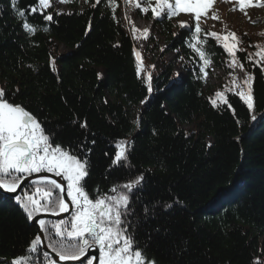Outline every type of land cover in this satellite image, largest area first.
Segmentation results:
<instances>
[{
    "label": "trees",
    "instance_id": "1",
    "mask_svg": "<svg viewBox=\"0 0 264 264\" xmlns=\"http://www.w3.org/2000/svg\"><path fill=\"white\" fill-rule=\"evenodd\" d=\"M64 2L66 11L47 9L41 14L37 0H18L25 16L17 18L10 0H0V89L6 98L55 132L56 142L92 148L89 192L95 194L97 186L107 192L114 183L144 175L132 207L143 216L145 205H157L138 239L148 243V254L158 264H264V73L246 59L256 45H264V28L259 40L243 32L238 35L243 51L236 56L255 76L257 120L252 121L253 113L239 96L225 91L236 78L234 67H229L231 58L221 42L204 35L211 33L210 27L199 23L200 38L207 40L204 47L212 59L205 71L222 72L213 92L201 78L200 57L186 43L198 22L190 24V33L187 26L180 27L178 15L154 19L150 10L135 8L136 17L150 22L155 32L148 34L140 53L138 76L133 47L141 34L129 35L123 29L124 0H116L114 14L105 2ZM31 6L38 11L32 13ZM45 15H52V21ZM23 22L37 30L26 32ZM161 42L173 59L148 76L147 57L165 56ZM217 91L228 103H220ZM135 109L139 112L133 117ZM83 122L86 129L80 127ZM121 141L131 167H114L109 173ZM26 190L28 186L19 194ZM168 203L173 207L165 210ZM68 219L70 215L64 220ZM36 235L14 199L0 194V264L33 255L26 249Z\"/></svg>",
    "mask_w": 264,
    "mask_h": 264
},
{
    "label": "snow or ice",
    "instance_id": "2",
    "mask_svg": "<svg viewBox=\"0 0 264 264\" xmlns=\"http://www.w3.org/2000/svg\"><path fill=\"white\" fill-rule=\"evenodd\" d=\"M102 2H105V6L110 8L113 14L115 13L116 0H96V4ZM10 3L17 13V18L25 16V10L18 8V0H10ZM37 3L42 6L39 9L41 14L43 9L51 6L50 0H37ZM124 3L126 7L139 8L143 13L150 10L154 19L165 17L171 19L180 12H191L199 21L201 10L205 7L199 0H155L154 5L152 0H124ZM96 4L92 6L95 7ZM235 4L238 7L230 10L240 11L245 15L248 7H264V2L261 0H257L255 5L253 0H235ZM30 10L35 13L38 8L31 6ZM43 18L46 21L53 19L52 15H45ZM212 19H218L215 12ZM186 23L181 22L180 27L184 28ZM187 26L191 33L190 24ZM22 27L29 33L37 30L28 22H23ZM132 31L135 33L136 29L133 28ZM201 33L202 29L197 23L195 33H191L186 43L200 57L202 61L200 73L204 74L201 78H205L207 77L205 70L212 63V59L204 47L207 40L200 38ZM143 35L147 38V29L144 30ZM204 35H211L218 43L223 41L224 50L231 58L229 67L239 65L244 72V79L237 82L233 76L231 87L226 85L225 91L238 95L249 112L253 113L251 120L256 121L253 89L255 76L245 70L236 56L237 51H243L239 47L242 40L234 32H228L226 35L211 32ZM260 35L264 36V32ZM133 38L135 39V35ZM255 47L257 50L250 53L246 59L251 61V67H258L264 73V45L258 44ZM133 51L137 61L136 72L139 76L142 71L141 56L135 49ZM151 90L149 85V91ZM215 96L219 98L221 104L228 103L222 92L217 91ZM210 100L214 107L218 106L215 100L211 98ZM72 123L75 125L77 121L73 120ZM80 127L86 129V122L80 123ZM55 135L52 130L44 128L42 122L22 105L7 99L4 90L0 89V190L3 193H16L23 181L34 174L51 173L55 177H61L66 182V187L56 179L40 176L39 179L30 181L28 190L23 191L22 195L17 194L12 198L30 222L41 213L53 216H59L61 213L70 215L68 220L60 219L50 224L43 219L38 220L39 231L45 235L43 237L36 235L31 239L26 252L33 255L13 258L11 264H37L38 260L40 264H54L48 251L40 246L45 240L46 248L55 254L61 264H75V262L85 264V261L86 264H94V261L95 264H158L156 258L148 254V243L141 244L138 239L142 224L150 216L156 215L157 205L155 203L151 206L145 205L143 216L132 207V196L143 187L144 175L130 177L123 183H114L107 192L97 186L93 194L87 190V180L90 178L88 157L92 148L86 147L85 143H78L75 148L66 146L56 142ZM91 144L94 145L95 140H92ZM116 148L118 150L111 158L109 173L114 167H131L125 142H117ZM105 179L108 177L106 176ZM65 193L67 201L71 202L70 205L66 202ZM172 207L171 203L164 205L165 210ZM156 231L159 232L160 229L157 228Z\"/></svg>",
    "mask_w": 264,
    "mask_h": 264
},
{
    "label": "rangeland",
    "instance_id": "3",
    "mask_svg": "<svg viewBox=\"0 0 264 264\" xmlns=\"http://www.w3.org/2000/svg\"><path fill=\"white\" fill-rule=\"evenodd\" d=\"M261 2H264V0H261ZM256 3L257 0H253V4L255 5ZM50 4V7H47L43 10L52 9L53 11L60 13L68 9L64 0H50ZM152 4H155V0L152 1ZM201 4H206V6L208 4L211 5L210 7L207 6L208 10L206 11L205 16L202 17V15H200L199 19L200 24H206L207 27H210V32H216L219 35H226L228 32H234L237 36L243 32L248 34V36L251 38H255L256 40L260 39L261 36L259 35V31L264 28V7H248L246 9L247 15H245L240 11L230 10L233 7H238V5L235 4V0H230V2L229 0H214V2H212L211 0V2L208 4L204 2H202ZM39 7L41 8L42 6L39 5ZM213 12L217 14L218 19H212ZM192 19L196 20V18H190V16L181 15L180 17L181 22H187L186 26L191 23ZM120 20L123 29L127 34L132 35L133 28L136 29L137 33L141 34L140 38L134 45V49L137 52L142 53L148 42V39L143 35L144 30L147 29L148 34L152 33L153 35L155 34L154 30L150 28V24L148 22L136 17L135 8L131 6L126 8L123 5L121 6ZM161 43V52L166 51L165 56L163 57V59L156 56H153L152 58L151 55L147 57V61L149 63L146 65L145 71L148 76L151 75V71L153 68L159 71L161 69L163 61L168 62L173 59V55L168 51L166 44L164 42ZM177 67L178 64L175 63V69L173 70L175 77H178L180 75ZM234 73L237 82L244 79L237 66L234 67ZM221 76L222 72L215 71L213 68H210L209 74L204 78L206 83L205 87L211 92L216 91L217 87L220 86L221 81L219 79ZM138 112L139 111L135 109L132 114L133 117L136 116ZM185 129L191 130L192 127H188Z\"/></svg>",
    "mask_w": 264,
    "mask_h": 264
},
{
    "label": "water",
    "instance_id": "4",
    "mask_svg": "<svg viewBox=\"0 0 264 264\" xmlns=\"http://www.w3.org/2000/svg\"><path fill=\"white\" fill-rule=\"evenodd\" d=\"M40 176H47L50 179H56L59 183L62 184V186L66 187L65 181H63L61 177H55L53 174H50V173H41V174H34L32 177H29L28 179L24 180L23 183L21 184V187L17 189L16 193H3L2 190H0V194L13 199L12 197H14L15 195L19 194L24 187L28 186L32 179H39ZM64 195H65V198H66V202L69 203V205H70L71 202L67 201L66 193ZM68 216H69V213H61L59 216H53V215H50V214H47V213H41L38 216H35L33 218V220L30 222V225L35 228V231H36L37 235H40L41 237H43L44 236L43 233H41L39 231V225L37 223L38 220L43 219V220L59 221L60 219H65ZM40 246L42 248H45L46 251H48V255H49L50 258L53 259L54 264H61V262H59L58 258L55 257V254L50 249L46 248V242L45 241H43ZM96 255L97 256L99 255L98 251L96 252ZM75 264H79V262H75ZM94 264H95V261H94Z\"/></svg>",
    "mask_w": 264,
    "mask_h": 264
},
{
    "label": "flooded vegetation",
    "instance_id": "5",
    "mask_svg": "<svg viewBox=\"0 0 264 264\" xmlns=\"http://www.w3.org/2000/svg\"><path fill=\"white\" fill-rule=\"evenodd\" d=\"M99 254V253H98Z\"/></svg>",
    "mask_w": 264,
    "mask_h": 264
}]
</instances>
